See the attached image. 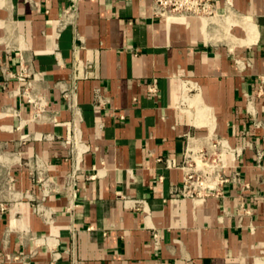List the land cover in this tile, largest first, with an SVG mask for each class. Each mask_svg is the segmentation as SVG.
Listing matches in <instances>:
<instances>
[{"label": "crops", "instance_id": "0c3cea01", "mask_svg": "<svg viewBox=\"0 0 264 264\" xmlns=\"http://www.w3.org/2000/svg\"><path fill=\"white\" fill-rule=\"evenodd\" d=\"M214 8L223 35L152 0H0V264H264V0ZM208 132L241 155L190 201Z\"/></svg>", "mask_w": 264, "mask_h": 264}, {"label": "built area", "instance_id": "2783aa9c", "mask_svg": "<svg viewBox=\"0 0 264 264\" xmlns=\"http://www.w3.org/2000/svg\"><path fill=\"white\" fill-rule=\"evenodd\" d=\"M214 1L215 0H152V3L158 14L216 18L217 13L215 12ZM22 73L23 71L21 69L20 73L15 77L17 79L23 78L24 76ZM0 74L9 78L13 77L12 74L5 72L1 66ZM32 77L34 79V75ZM22 94L24 95V91ZM63 97L66 98V94H63ZM26 102L34 107L35 118H37L45 108V102L41 96H38L36 99L26 96ZM246 112L250 116H253L251 100H247L246 102ZM253 124L254 126H258L255 122ZM82 151H84V148L82 145H79L75 152L77 156L75 154L72 160L73 166L69 174L70 177H73L78 171V156ZM240 155L241 148L231 147L224 139L213 133L203 137L185 135L181 161L177 167L183 172L178 194L182 198L190 201H203L209 197H220L221 188L229 182V179L224 176L223 171L229 168ZM259 155L260 153L257 154V157H259ZM34 180L42 190V196H46L48 193L47 179L39 177L37 174L34 176ZM0 209H2V207H0ZM32 211L38 216L44 213L41 205L37 202L33 205Z\"/></svg>", "mask_w": 264, "mask_h": 264}, {"label": "rangeland", "instance_id": "374dc122", "mask_svg": "<svg viewBox=\"0 0 264 264\" xmlns=\"http://www.w3.org/2000/svg\"><path fill=\"white\" fill-rule=\"evenodd\" d=\"M196 18H197V17H196ZM197 19H198V18H197ZM215 19H216V18H213V20H211V21L208 22L209 24L211 23L210 25L208 24V25H206L205 27H203V26H202V27L205 28V31H206V32H207V31L209 32V29H208V28L211 27V29L214 31V33H215L216 35H223L225 32H224V28H222V26H223V25H226V22H229V21L226 20L225 22H224V21H220V22H219V20H216V22H215V24H214ZM212 23H213L214 25H213ZM231 23H232V22H231ZM233 25H234V23H233ZM240 25H241V27L243 28V26H244V25H243V22H242ZM206 27H207V28H206ZM231 28H232V27H229V28L227 29V36H229V34L232 32V31H231ZM243 29H244V28H243ZM230 37H231V38H234V36H232V35H231ZM193 92H194V91H192V93H193ZM195 92H196V90H195ZM181 109H182V107H181ZM2 175H3V167H0V179H1Z\"/></svg>", "mask_w": 264, "mask_h": 264}, {"label": "bare ground", "instance_id": "6f19581e", "mask_svg": "<svg viewBox=\"0 0 264 264\" xmlns=\"http://www.w3.org/2000/svg\"><path fill=\"white\" fill-rule=\"evenodd\" d=\"M181 17H189V16H181ZM197 18L201 22V24H202L203 27H205L206 25H208L209 24L208 23L209 21L213 20V18H204V17H197ZM212 133L213 132H208V134H206L205 136L210 135ZM199 137H203V136H199Z\"/></svg>", "mask_w": 264, "mask_h": 264}]
</instances>
